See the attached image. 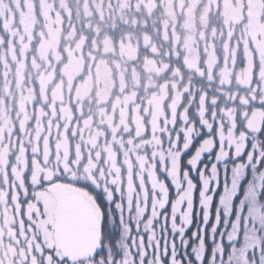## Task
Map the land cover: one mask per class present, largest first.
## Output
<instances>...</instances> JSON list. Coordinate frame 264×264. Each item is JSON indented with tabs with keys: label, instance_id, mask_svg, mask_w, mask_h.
<instances>
[{
	"label": "snow or ice",
	"instance_id": "snow-or-ice-1",
	"mask_svg": "<svg viewBox=\"0 0 264 264\" xmlns=\"http://www.w3.org/2000/svg\"><path fill=\"white\" fill-rule=\"evenodd\" d=\"M225 99L264 119V0H0V264H164L144 174L155 189L179 103L207 114ZM230 105L203 121L218 125L221 156ZM125 189L129 216L137 203L146 215L122 213L121 256L105 241ZM192 191L175 201L174 228Z\"/></svg>",
	"mask_w": 264,
	"mask_h": 264
},
{
	"label": "rangeland",
	"instance_id": "rangeland-1",
	"mask_svg": "<svg viewBox=\"0 0 264 264\" xmlns=\"http://www.w3.org/2000/svg\"><path fill=\"white\" fill-rule=\"evenodd\" d=\"M240 67H246V61ZM194 86L200 92L207 90L210 95L216 91L201 80ZM229 105L226 99L218 100L217 105L209 106L207 114H201L194 101L179 103L174 124L165 133L173 147L163 164L156 161L152 172L157 181L155 189L151 186L152 177L144 174L149 204L158 205L155 237L162 238L168 246L169 255L164 264H264V119L257 117L252 122L250 113L259 111L258 107L230 105L235 116L234 139L226 148L227 154L221 156L218 125L212 123L209 128L203 121L213 109L219 111ZM245 112L249 115L245 116ZM188 128L192 130L187 131ZM209 140L213 142L211 146L207 143ZM240 144L242 147L237 153L236 146ZM173 158L177 167L175 178L171 175ZM189 182L193 185L192 209L188 218L183 219L182 214L187 211L185 199L180 211L175 213L174 228L173 206ZM160 185L164 187L163 192ZM136 195L139 198L142 191ZM109 203V224L114 235L105 241V246L114 247L122 256L123 244L128 240L121 222L122 213L125 221L131 219L135 223H140L137 214L141 217L146 214L137 203L135 212L129 216L126 189L121 200ZM145 235H152L151 230Z\"/></svg>",
	"mask_w": 264,
	"mask_h": 264
}]
</instances>
